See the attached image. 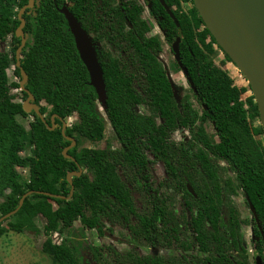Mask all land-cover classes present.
Here are the masks:
<instances>
[{
	"label": "trees",
	"instance_id": "16d2710c",
	"mask_svg": "<svg viewBox=\"0 0 264 264\" xmlns=\"http://www.w3.org/2000/svg\"><path fill=\"white\" fill-rule=\"evenodd\" d=\"M113 1L36 0L33 8L22 14L26 42L20 65L28 76L24 87L32 94L48 126L50 117L56 115L55 127L49 130L34 111L22 110V102L11 94V88L20 85L9 83L7 76V69L13 65L14 75L21 80L15 65V51L20 45L15 30L20 24L18 11L28 0H0V43L10 37V53L0 51V216L15 210L25 192L34 191L12 216L0 223V237L8 231L36 232L35 221L42 217L44 232L48 236L58 233L61 239L55 243L48 237L42 244V251L54 264H90L85 257L90 247L83 227L102 235L100 220L109 210L117 208L123 219L134 212L128 189L118 173V157L111 152L106 136L109 125L122 158L137 169L143 181L152 217H159L161 210L157 192L148 184L147 153L164 161L197 208L190 224L193 249L209 253L210 257L204 259L208 264H250L241 234L245 220L230 204L229 191L234 190L230 180L222 177L217 163L225 161L231 166L245 202L248 197L255 208L264 235V130L248 118L247 111H258L252 92L241 98L247 90L251 91L249 85L238 87L228 72L214 63V46L221 48L192 0H164L176 22L159 1L151 0L150 13L165 41L172 45L180 38V61L202 107L200 117L212 124L218 138L211 142L203 126L196 124L199 116L188 99L174 98L166 70L158 61L160 41L145 35L150 27L140 18L141 6L124 2L121 13ZM182 3H190L191 8L183 11ZM65 4L84 31L92 35L94 43L105 42L116 52L115 57L109 56L96 47L106 91L102 111L66 18L59 11ZM223 55L231 62L227 54ZM20 91L22 99L27 98V93ZM141 104L150 106L161 122L139 113ZM18 115L32 117L28 129L17 121ZM72 115L76 116L75 122L62 132V120ZM176 130H187L190 138L175 142L172 135ZM66 137H73L77 143L66 152L71 158L62 155V150L71 144ZM82 139L91 143L105 141V146L78 149ZM27 143L32 147L31 155L22 156L20 151ZM17 167L28 168L27 179H22ZM79 169L80 175L71 177L74 189L70 196L66 176ZM186 183H190L194 193L188 192ZM75 221L82 228H76ZM141 222L150 229L154 244L153 220L142 218ZM249 223L254 252L264 260L261 234L252 217ZM145 264L156 262L151 259Z\"/></svg>",
	"mask_w": 264,
	"mask_h": 264
},
{
	"label": "rangeland",
	"instance_id": "374dc122",
	"mask_svg": "<svg viewBox=\"0 0 264 264\" xmlns=\"http://www.w3.org/2000/svg\"><path fill=\"white\" fill-rule=\"evenodd\" d=\"M143 5L141 0H137ZM191 8L190 3H182V10L188 11ZM142 17L151 24L149 36H156L161 44V52L158 61L170 76V79L177 86L178 99L185 97L191 103L192 108L197 112L199 118L197 125H202L206 136L211 142H217L215 130L212 124L201 119L202 107L195 99L191 88L189 87L184 75L182 74L178 64L174 60V55L170 44L166 43L164 37L154 22L148 17L146 9L142 12ZM97 45L104 50L109 56H116L111 47L105 42H97ZM215 52L211 56L215 64L225 69L238 87H248L247 80L232 63L224 59L223 52L214 46ZM0 51L10 53V37L0 43ZM14 66L11 65L7 69L9 83H19L20 81L13 73ZM167 75V76H168ZM251 93L247 90L242 94L241 98L245 99ZM11 94L15 95V100L23 102L20 88H11ZM44 105L43 102H41ZM245 108L248 109L245 104ZM141 114L152 115L157 123L161 122V117L150 106L141 104L138 106ZM248 118L254 125H261L258 111H247ZM26 129L32 117L20 116L16 117ZM76 120V116L72 115L64 121L67 126H71ZM106 136L110 144L111 152L118 158V173L122 182L128 189L132 207L134 212L127 214L126 219L120 216L117 208H112L107 216L100 220L102 230L107 235H98L91 228H84L83 233L87 244L92 250L98 264H145L146 261L153 259L156 264H208L206 260L210 257L209 253H202L194 250L192 247V232L190 224L192 218L197 213L191 197L185 191L184 185L180 183L172 171L164 164L160 157H154L147 153L149 164L147 166L148 184L157 192L160 201L159 217H152V207L149 203L147 193L143 187V181L139 177L137 169L130 167L120 154V145L116 140L112 129L109 125L106 128ZM190 138L187 130H176L173 132L172 139L180 142L184 138ZM75 143L74 146H76ZM103 148L105 141L91 143L87 140H80L78 149L82 147ZM31 146L27 143L26 147L20 151L22 156L31 155ZM221 168V175L224 179L230 180L234 192H230V204L237 209L239 217L245 220L241 226V234L247 248L249 262L254 264V258L251 247V213L245 202L244 195L239 189L235 173L231 166L225 161L217 160ZM22 179L28 178L27 167H17ZM190 185V183H189ZM191 186V185H190ZM193 190V188H192ZM1 201V198H0ZM152 219L155 226V243L150 241V229L146 228L141 219ZM37 231H24L16 233L8 231L0 237V264H54L51 258L42 251V244L45 239L50 237L53 242H60L59 235H50L44 232L45 220L38 217L35 221ZM74 226L82 228L79 221H75Z\"/></svg>",
	"mask_w": 264,
	"mask_h": 264
},
{
	"label": "water",
	"instance_id": "95a60500",
	"mask_svg": "<svg viewBox=\"0 0 264 264\" xmlns=\"http://www.w3.org/2000/svg\"><path fill=\"white\" fill-rule=\"evenodd\" d=\"M158 1L165 8L167 14H169V16L173 18L174 21H176L172 11L165 4V2L163 0ZM192 1L195 9L198 12V15L201 17L210 34L214 37L218 46L225 54H227L231 62L239 69V71L247 80L254 97V101L257 105L261 126L264 130V0ZM34 3L35 0H28L27 4L22 6L18 11V19L20 24L15 30V35L20 37V45L15 51V65L19 68L21 75V80L19 82L20 90L27 93V98L22 102V110L26 113L34 111V113L39 116L47 128L52 130L55 127L54 118L56 115L51 116V126H48L44 115L39 111V106L34 103L32 94L24 87L28 76L20 65V53L26 42L25 34L23 32L25 21L22 17V14L26 9L32 8ZM59 10L66 18L70 32L73 35L79 57L88 71L90 85L94 88L97 95V102L100 104L101 110H103L106 104V91L102 69L96 56L95 44L92 42L91 36L84 31L80 25V22L75 19L66 6H62ZM178 43L179 37L176 38L175 42L171 46L172 52L174 53V58L188 84L194 90L192 81L190 77H188L186 68L180 61ZM168 78L170 80L173 96L176 100H179L177 89L169 75ZM66 127L67 124L63 120L61 131L64 132ZM66 138L71 141V144L62 150V155L66 158H71L66 152L69 148L75 145V139L73 137ZM80 173V169L78 172L67 173L66 179L71 186L70 196L72 195L74 189L71 177L72 175L78 176ZM187 188L193 193V190L189 184H187ZM33 192L34 191L25 192L19 199L18 206L15 210L0 216V223L6 218L12 216L21 207L24 199ZM37 193H43L50 196L49 193L40 191H37ZM56 197L64 198L63 196L58 195H56ZM246 202L251 212V216L254 218L264 240L255 208L248 197H246ZM255 264H262L260 256L255 257Z\"/></svg>",
	"mask_w": 264,
	"mask_h": 264
},
{
	"label": "flooded vegetation",
	"instance_id": "af4514ba",
	"mask_svg": "<svg viewBox=\"0 0 264 264\" xmlns=\"http://www.w3.org/2000/svg\"><path fill=\"white\" fill-rule=\"evenodd\" d=\"M142 1V3H143V5L142 4H140L137 0H124V1H121V0H114L113 1V3H112V5H115V6H119V9H120V12L122 13L123 12V3L124 2H137L140 6H141V8H142V10H141V12H140V18L142 19V20H144V21H146V23H148L149 24V30H148V32H146L145 33V35L147 36V37H156V36H149L148 35V33H149V31H150V29H151V24L148 22V20H146L145 18H143L142 17V12H143V10L144 9H146V11H147V14H148V17L151 19V21L152 22H154L155 24H156V26L158 27V25H157V23H156V19L151 15V13H150V9H151V0H141ZM158 1V0H157ZM164 1V0H163ZM193 2V1H192ZM35 3H36V0H35ZM35 3H34V5H35ZM27 4V3H26ZM161 4V3H160ZM166 4V3H165ZM33 5V6H34ZM162 5V4H161ZM167 5V4H166ZM63 6H66V4L65 5H63ZM168 6V5H167ZM169 7V6H168ZM33 8V7H32ZM66 8H67V6H66ZM164 8V7H163ZM170 8V7H169ZM28 9H30V8H28ZM165 9V8H164ZM170 10H171V8H170ZM60 11V10H59ZM166 11V10H165ZM172 11V10H171ZM167 13V12H166ZM173 13V12H172ZM169 15V14H168ZM174 15V14H173ZM175 18V17H174ZM173 19V18H172ZM174 20V19H173ZM176 20V19H175ZM174 22H176V21H174ZM127 27H130V24L129 23H127ZM159 28V27H158ZM159 30H160V28H159ZM161 31V30H160ZM161 33H162V35H163V32L161 31ZM88 34V33H87ZM88 35H90V34H88ZM91 36V38H92V35H90ZM163 37H164V35H163ZM158 39V38H157ZM180 39V38H179ZM159 40V39H158ZM165 40V39H164ZM93 42V41H92ZM94 43V42H93ZM167 43V42H166ZM95 44V50H96V47H99L98 45H97V43H94ZM161 45V44H160ZM170 46H172V45H170ZM100 48V47H99ZM171 50H172V48H171ZM173 55H174V53H173ZM174 60H175V58H174ZM175 62H176V60H175ZM177 63V62H176ZM178 64V63H177ZM179 66V65H178ZM180 68V67H179ZM181 70V69H180ZM182 72V71H181ZM186 79V78H185ZM187 81V80H186ZM188 83V82H187ZM189 85V84H188ZM189 87H190V85H189ZM191 88V87H190ZM192 89V88H191ZM193 90V89H192ZM26 99V98H25ZM24 99V100H25ZM23 100V101H24ZM41 105V104H40ZM100 111H102L101 110V106H100ZM44 118H45V116H44ZM56 118V117H55ZM50 120H51V117H50ZM62 122H63V120H62ZM75 143H76V141H75ZM187 184H189V183H186V186H187ZM190 186V185H189ZM191 187V186H190ZM188 189V188H187ZM191 189H192V187H191ZM188 192H190L189 190H188ZM190 193H192V192H190ZM193 193H194V191H193ZM147 195V194H146ZM249 208V207H248ZM251 213V212H250ZM252 217V216H251ZM253 218V217H252ZM254 219V218H253ZM255 221V220H254ZM256 223V222H255ZM257 226V225H256ZM261 227V226H260ZM258 228V227H257ZM251 230H252V228H251ZM258 230H259V228H258ZM262 230V229H261ZM259 232H260V230H259ZM262 233H263V231H262ZM261 234V233H260ZM52 235H58V233H53ZM103 235H107V233L103 230ZM264 236V235H263ZM261 237H262V235H261ZM262 240H263V237H262ZM252 241H253V234H251V247H252ZM245 242V241H244ZM55 243H59V242H55ZM263 243H264V240H263ZM89 246V245H88ZM90 247V246H89ZM245 247H246V245H245ZM247 249V248H246ZM248 253V252H247ZM252 253H253V258H254V264H255V257L256 256H260V255H258V254H256L255 252H254V249H253V247H252ZM86 259L89 261V263L90 264H98L97 263V261H96V259H94L95 257H94V255L92 254V250H91V248L89 249V250H86ZM260 259H261V262H262V264H264V260L262 259V257L260 256Z\"/></svg>",
	"mask_w": 264,
	"mask_h": 264
}]
</instances>
